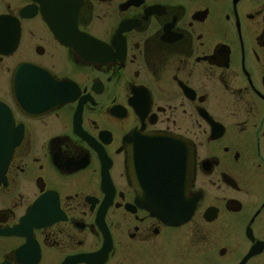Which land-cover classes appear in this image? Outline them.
<instances>
[{"label":"flooded vegetation","instance_id":"1","mask_svg":"<svg viewBox=\"0 0 264 264\" xmlns=\"http://www.w3.org/2000/svg\"><path fill=\"white\" fill-rule=\"evenodd\" d=\"M0 103V264H264V0H0Z\"/></svg>","mask_w":264,"mask_h":264},{"label":"water","instance_id":"2","mask_svg":"<svg viewBox=\"0 0 264 264\" xmlns=\"http://www.w3.org/2000/svg\"><path fill=\"white\" fill-rule=\"evenodd\" d=\"M19 140L14 136L11 113L0 103V184L5 180V174L14 149Z\"/></svg>","mask_w":264,"mask_h":264}]
</instances>
